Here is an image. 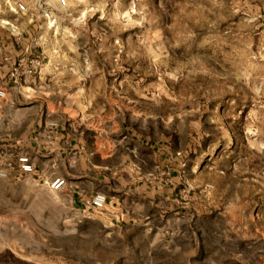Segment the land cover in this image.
<instances>
[{
  "label": "rangeland",
  "instance_id": "1",
  "mask_svg": "<svg viewBox=\"0 0 264 264\" xmlns=\"http://www.w3.org/2000/svg\"><path fill=\"white\" fill-rule=\"evenodd\" d=\"M47 1L30 40L44 57L11 64L15 93L50 125L79 122L92 168L106 141L134 143L148 195L126 206L155 216L118 226L43 180L0 176V264H264L260 2Z\"/></svg>",
  "mask_w": 264,
  "mask_h": 264
},
{
  "label": "crops",
  "instance_id": "2",
  "mask_svg": "<svg viewBox=\"0 0 264 264\" xmlns=\"http://www.w3.org/2000/svg\"><path fill=\"white\" fill-rule=\"evenodd\" d=\"M23 1L33 7L35 3L43 0ZM258 1L261 4L260 16L264 21V0ZM13 3L14 0H0V86H4L8 91L6 97L0 101V119H7L6 127L8 131L14 133L4 142H0L1 169L6 171V177L9 178L32 177L44 182L51 181L57 176L65 178L66 184L58 191L68 193L75 210H90L88 202L92 196L97 192H104L108 197L104 210L107 209L106 214L118 226L120 224L139 226L145 219L150 223L155 216L153 211H142L138 206L134 208L126 206L127 200L136 192L143 197L142 201L148 195L145 182L135 178L132 149L136 146L134 143L119 146L113 140L106 141L97 163H91L95 167L92 168L87 163L90 149L79 122L67 124L63 120H57V124L50 125L53 119L49 115L46 118L39 116L36 96L15 93L17 85L8 74L11 64L16 59L44 57V50L40 42L41 37L36 44L30 41L32 28L36 27L40 20V11L20 13L15 10ZM24 85L31 87L35 83ZM148 143L149 141L142 135L137 146L142 151L145 149L148 151L150 147ZM22 154H27L34 162L35 170L32 173H23L18 169L16 158ZM112 160L116 161L111 163ZM10 162L14 166L9 165ZM136 205H139V202ZM118 216L120 218H116ZM152 227L156 228L158 234L160 233L159 227L155 225ZM159 241L160 238L157 236L151 242L155 245Z\"/></svg>",
  "mask_w": 264,
  "mask_h": 264
},
{
  "label": "built area",
  "instance_id": "3",
  "mask_svg": "<svg viewBox=\"0 0 264 264\" xmlns=\"http://www.w3.org/2000/svg\"><path fill=\"white\" fill-rule=\"evenodd\" d=\"M56 6L58 7H64L67 5V0H55ZM13 7L15 10H17L20 13H26L29 11L39 10L42 12L45 16H50V13L52 12V5L47 0H43L42 2H37L33 7H30L27 2L23 0H14ZM29 72H32V69L28 70ZM7 95V90L4 87H0V101L4 99ZM16 162L18 164V169L23 173H32L35 170V164L32 161L31 157L27 154H22L17 156ZM9 165L14 166L12 162L9 163ZM6 171L0 169V176H6ZM48 187L52 190H59L66 184V180L63 177L57 176L53 178L51 181L45 182ZM108 202V197L103 192H97L95 193L90 201L88 202L89 208L96 210V211H102L105 209Z\"/></svg>",
  "mask_w": 264,
  "mask_h": 264
}]
</instances>
